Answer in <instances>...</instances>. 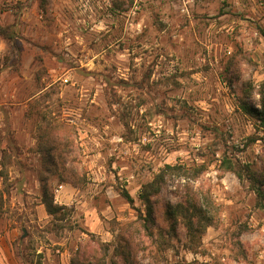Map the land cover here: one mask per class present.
<instances>
[{
	"label": "rangeland",
	"instance_id": "obj_1",
	"mask_svg": "<svg viewBox=\"0 0 264 264\" xmlns=\"http://www.w3.org/2000/svg\"><path fill=\"white\" fill-rule=\"evenodd\" d=\"M0 24V264H264V0H0Z\"/></svg>",
	"mask_w": 264,
	"mask_h": 264
},
{
	"label": "trees",
	"instance_id": "obj_2",
	"mask_svg": "<svg viewBox=\"0 0 264 264\" xmlns=\"http://www.w3.org/2000/svg\"><path fill=\"white\" fill-rule=\"evenodd\" d=\"M7 34H8L7 30L4 28L2 24H0V35L7 36ZM246 107H247L246 108L247 111L253 112L258 115V119L260 120L262 128L264 129V104L261 109H258L256 107H250V108L248 106ZM168 167H172V166H168ZM229 167L233 169L232 164H230ZM163 180H164V175L158 174L153 181L144 185L139 193V198L142 200V202L149 205L148 208L149 214L152 213V208H153L151 205L152 196L160 192ZM254 189L256 191L257 197L259 198L260 206L264 209V191L257 186H255ZM124 195L128 200V202L130 203L135 202V198L128 191H125ZM46 204L48 209H51L53 207L52 201L49 202L47 201ZM92 264H99V263L95 262Z\"/></svg>",
	"mask_w": 264,
	"mask_h": 264
},
{
	"label": "built area",
	"instance_id": "obj_3",
	"mask_svg": "<svg viewBox=\"0 0 264 264\" xmlns=\"http://www.w3.org/2000/svg\"><path fill=\"white\" fill-rule=\"evenodd\" d=\"M65 81H68V78H65Z\"/></svg>",
	"mask_w": 264,
	"mask_h": 264
}]
</instances>
